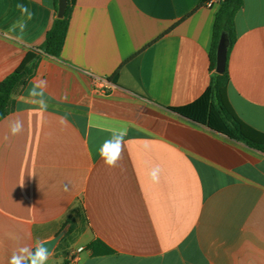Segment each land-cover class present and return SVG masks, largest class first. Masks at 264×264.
<instances>
[{
  "label": "crops",
  "instance_id": "obj_1",
  "mask_svg": "<svg viewBox=\"0 0 264 264\" xmlns=\"http://www.w3.org/2000/svg\"><path fill=\"white\" fill-rule=\"evenodd\" d=\"M205 1L71 0L53 58L38 48L58 0H0V82L40 54L0 120V264L69 226L46 264H72L79 248L76 264H264V153L170 109L197 99L215 72L219 7ZM242 1L227 97L264 133V0ZM40 80L45 109L30 96ZM121 129L110 168L99 149Z\"/></svg>",
  "mask_w": 264,
  "mask_h": 264
},
{
  "label": "trees",
  "instance_id": "obj_2",
  "mask_svg": "<svg viewBox=\"0 0 264 264\" xmlns=\"http://www.w3.org/2000/svg\"><path fill=\"white\" fill-rule=\"evenodd\" d=\"M66 1L67 7L63 17H55L50 29L45 34L42 45L38 48L46 56L53 58L60 56L72 6L71 0ZM242 5V0H224L219 6L213 25V42L210 53V68L213 71L219 38L222 35L225 37L227 48H230L235 41L234 17ZM39 58L40 54L28 52L19 67L0 82V120L10 112L13 93L25 85L32 76ZM228 82L227 68L222 74L214 72L209 85L197 99L189 104L170 109L174 113L194 123L206 126L232 141L264 153V133L253 129L238 119L227 97ZM65 224L70 223L67 221ZM70 231L71 227L69 226L68 232L62 240L66 239ZM90 248L95 251L94 244H91ZM103 252L110 251L106 249Z\"/></svg>",
  "mask_w": 264,
  "mask_h": 264
},
{
  "label": "clouds",
  "instance_id": "obj_3",
  "mask_svg": "<svg viewBox=\"0 0 264 264\" xmlns=\"http://www.w3.org/2000/svg\"><path fill=\"white\" fill-rule=\"evenodd\" d=\"M26 12L27 9L25 8ZM30 17V14H29ZM23 28V25H21ZM47 88V82L40 80L33 83V87L30 89V96L39 97V105L41 109L47 107L46 102L43 100L44 91ZM23 129V123L19 119H16L10 123V131L12 135L19 134ZM127 134L126 129H121L113 132L111 138L104 141L99 149V155L103 159V162L110 168H114L118 165V162L122 159L124 150V137ZM159 169L154 168L150 175L153 181L158 180ZM48 250L42 246L37 245L33 251L31 248L25 246L21 247L18 251L13 252L9 264H46L49 258Z\"/></svg>",
  "mask_w": 264,
  "mask_h": 264
},
{
  "label": "water",
  "instance_id": "obj_4",
  "mask_svg": "<svg viewBox=\"0 0 264 264\" xmlns=\"http://www.w3.org/2000/svg\"><path fill=\"white\" fill-rule=\"evenodd\" d=\"M67 7L66 0H58L57 4V12L56 17L62 18ZM226 61H227V43L225 37L222 35L216 47V62H215V73L222 74L226 68ZM67 228H64L60 233L54 236L52 239L47 241L41 242L43 247H45L49 254L53 251L57 243L61 240V238L65 235ZM38 244V245H40Z\"/></svg>",
  "mask_w": 264,
  "mask_h": 264
},
{
  "label": "built area",
  "instance_id": "obj_5",
  "mask_svg": "<svg viewBox=\"0 0 264 264\" xmlns=\"http://www.w3.org/2000/svg\"><path fill=\"white\" fill-rule=\"evenodd\" d=\"M224 0H206L205 1V7L207 8H213V7H219L220 4L223 2ZM82 250V248H79L76 250L75 253H72L70 258H69V261L72 263V264H76L77 263V260H76V256L75 254L76 253H79L80 251Z\"/></svg>",
  "mask_w": 264,
  "mask_h": 264
},
{
  "label": "rangeland",
  "instance_id": "obj_6",
  "mask_svg": "<svg viewBox=\"0 0 264 264\" xmlns=\"http://www.w3.org/2000/svg\"><path fill=\"white\" fill-rule=\"evenodd\" d=\"M71 247H75V246H71Z\"/></svg>",
  "mask_w": 264,
  "mask_h": 264
}]
</instances>
